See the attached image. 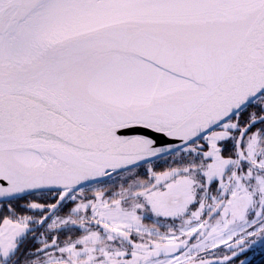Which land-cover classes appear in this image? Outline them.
I'll list each match as a JSON object with an SVG mask.
<instances>
[{
  "label": "snow or ice",
  "instance_id": "obj_1",
  "mask_svg": "<svg viewBox=\"0 0 264 264\" xmlns=\"http://www.w3.org/2000/svg\"><path fill=\"white\" fill-rule=\"evenodd\" d=\"M257 247L264 0H0V264Z\"/></svg>",
  "mask_w": 264,
  "mask_h": 264
},
{
  "label": "rangeland",
  "instance_id": "obj_2",
  "mask_svg": "<svg viewBox=\"0 0 264 264\" xmlns=\"http://www.w3.org/2000/svg\"><path fill=\"white\" fill-rule=\"evenodd\" d=\"M263 254H264V249H261V248L257 247L255 249V251H252V252L248 253V259L250 261H253V260L258 259Z\"/></svg>",
  "mask_w": 264,
  "mask_h": 264
},
{
  "label": "trees",
  "instance_id": "obj_3",
  "mask_svg": "<svg viewBox=\"0 0 264 264\" xmlns=\"http://www.w3.org/2000/svg\"><path fill=\"white\" fill-rule=\"evenodd\" d=\"M251 264H264V254L261 255L258 259L251 261Z\"/></svg>",
  "mask_w": 264,
  "mask_h": 264
}]
</instances>
